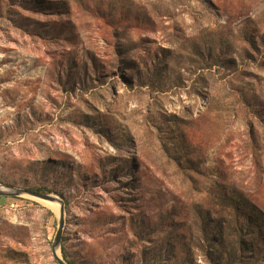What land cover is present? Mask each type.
I'll return each instance as SVG.
<instances>
[{
    "label": "rangeland",
    "instance_id": "374dc122",
    "mask_svg": "<svg viewBox=\"0 0 264 264\" xmlns=\"http://www.w3.org/2000/svg\"><path fill=\"white\" fill-rule=\"evenodd\" d=\"M0 186L66 264H264V0H0Z\"/></svg>",
    "mask_w": 264,
    "mask_h": 264
},
{
    "label": "water",
    "instance_id": "95a60500",
    "mask_svg": "<svg viewBox=\"0 0 264 264\" xmlns=\"http://www.w3.org/2000/svg\"><path fill=\"white\" fill-rule=\"evenodd\" d=\"M21 195H27L29 197L36 198L42 201H48L52 203H57L59 205V222L58 230L53 243V256L58 264H66L62 257L58 253V248L60 246V240L62 236V230L64 226V205L63 202L56 196L49 194L36 193L31 191H26L23 189H11L7 187L0 186V197H16Z\"/></svg>",
    "mask_w": 264,
    "mask_h": 264
},
{
    "label": "trees",
    "instance_id": "16d2710c",
    "mask_svg": "<svg viewBox=\"0 0 264 264\" xmlns=\"http://www.w3.org/2000/svg\"><path fill=\"white\" fill-rule=\"evenodd\" d=\"M29 191H31V192H36V193H41V192H42L41 189H31V190H29ZM62 256H63V258L65 259V253H64V250H63V249H62Z\"/></svg>",
    "mask_w": 264,
    "mask_h": 264
},
{
    "label": "bare ground",
    "instance_id": "6f19581e",
    "mask_svg": "<svg viewBox=\"0 0 264 264\" xmlns=\"http://www.w3.org/2000/svg\"><path fill=\"white\" fill-rule=\"evenodd\" d=\"M30 198L35 199V200H38V199L33 198V197H30ZM38 201H39V200H38ZM40 201H42V200H40ZM43 202H48V201H43ZM51 208H52L54 211H56L54 207H51ZM59 210H60V209H59Z\"/></svg>",
    "mask_w": 264,
    "mask_h": 264
}]
</instances>
